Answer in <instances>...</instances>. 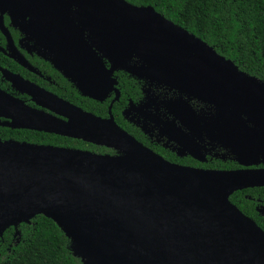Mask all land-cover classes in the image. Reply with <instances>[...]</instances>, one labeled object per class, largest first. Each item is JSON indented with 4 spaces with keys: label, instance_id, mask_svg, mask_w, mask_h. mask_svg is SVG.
<instances>
[{
    "label": "water",
    "instance_id": "95a60500",
    "mask_svg": "<svg viewBox=\"0 0 264 264\" xmlns=\"http://www.w3.org/2000/svg\"><path fill=\"white\" fill-rule=\"evenodd\" d=\"M1 2L21 18L44 16L29 22L25 33L56 53L58 68L83 93L107 88L113 70L136 53L146 65L129 72L188 93L204 90L217 109L206 126L212 143L243 165L264 161V81L154 7L126 0ZM76 21L88 24L91 43L114 62L112 68H105ZM5 75L37 105L66 118L0 90V118L8 126L106 146L121 155L0 140V232L42 214L69 237V249L83 264H264V230L229 200L237 190L264 186V168L220 171L170 163L113 118H99Z\"/></svg>",
    "mask_w": 264,
    "mask_h": 264
},
{
    "label": "flooded vegetation",
    "instance_id": "af4514ba",
    "mask_svg": "<svg viewBox=\"0 0 264 264\" xmlns=\"http://www.w3.org/2000/svg\"><path fill=\"white\" fill-rule=\"evenodd\" d=\"M73 10L75 7L70 9L71 16ZM20 16L4 2L0 3V25L2 24L6 31L4 33L0 27V90L4 93L23 101L31 108L66 120L50 108L37 105L32 100V96L19 88L21 86L6 77L5 72L19 76L85 112L102 119L113 118L119 128L173 164L220 171L264 168L262 158H259V163L243 165L229 149L216 142H211L209 139L211 131L209 132L206 126L210 127L211 121L217 118L214 116L217 109L214 103L201 94L204 90L198 94L195 91L188 93L165 82L129 72L128 68L146 65L145 61L134 53L126 64L113 70L109 83H106L107 88L97 87L91 91L94 95L83 93L76 83L58 68L56 53L52 49L39 45L25 33V26H28L32 20L45 19L44 16L36 14H29L22 18ZM76 24L82 28L86 40L97 52L105 68L107 70L112 68L115 65L114 62L102 55L91 43L92 34L84 28L88 24L77 21ZM120 72L132 81L123 82L122 78L117 75ZM84 98L92 99L97 107L102 108L98 109L99 113L87 110L80 103ZM1 123L8 125L9 121L0 118V125ZM92 145L102 147L107 151L102 153L92 150L82 151L111 157L121 155V152L113 148ZM257 201L255 209L259 215L264 216L261 212L264 204L259 199ZM252 220L255 222L254 219Z\"/></svg>",
    "mask_w": 264,
    "mask_h": 264
},
{
    "label": "trees",
    "instance_id": "16d2710c",
    "mask_svg": "<svg viewBox=\"0 0 264 264\" xmlns=\"http://www.w3.org/2000/svg\"><path fill=\"white\" fill-rule=\"evenodd\" d=\"M126 1L136 6L154 7L168 20L212 46L240 70L264 81V0ZM117 75L123 82L132 81L122 72ZM80 103L97 113L102 109L92 99L84 98ZM4 123L0 125L3 141L107 151L82 140L12 128ZM258 199L264 204V187L236 191L230 196L236 207L264 229V216L255 209ZM69 243V237L53 220L38 214L0 232V264H83L73 255Z\"/></svg>",
    "mask_w": 264,
    "mask_h": 264
},
{
    "label": "bare ground",
    "instance_id": "6f19581e",
    "mask_svg": "<svg viewBox=\"0 0 264 264\" xmlns=\"http://www.w3.org/2000/svg\"><path fill=\"white\" fill-rule=\"evenodd\" d=\"M11 104L16 105V106H21V103L17 102L16 100H10Z\"/></svg>",
    "mask_w": 264,
    "mask_h": 264
},
{
    "label": "rangeland",
    "instance_id": "374dc122",
    "mask_svg": "<svg viewBox=\"0 0 264 264\" xmlns=\"http://www.w3.org/2000/svg\"><path fill=\"white\" fill-rule=\"evenodd\" d=\"M70 248V247H69Z\"/></svg>",
    "mask_w": 264,
    "mask_h": 264
}]
</instances>
